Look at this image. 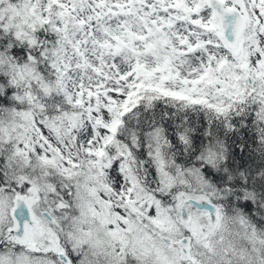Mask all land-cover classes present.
<instances>
[{
	"label": "snow or ice",
	"instance_id": "1",
	"mask_svg": "<svg viewBox=\"0 0 264 264\" xmlns=\"http://www.w3.org/2000/svg\"><path fill=\"white\" fill-rule=\"evenodd\" d=\"M0 264H264V0H0Z\"/></svg>",
	"mask_w": 264,
	"mask_h": 264
}]
</instances>
